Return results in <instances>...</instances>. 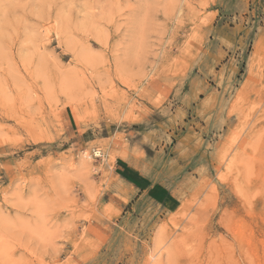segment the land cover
Returning <instances> with one entry per match:
<instances>
[{
	"label": "rangeland",
	"instance_id": "374dc122",
	"mask_svg": "<svg viewBox=\"0 0 264 264\" xmlns=\"http://www.w3.org/2000/svg\"><path fill=\"white\" fill-rule=\"evenodd\" d=\"M0 264H264V0H0Z\"/></svg>",
	"mask_w": 264,
	"mask_h": 264
},
{
	"label": "bare ground",
	"instance_id": "6f19581e",
	"mask_svg": "<svg viewBox=\"0 0 264 264\" xmlns=\"http://www.w3.org/2000/svg\"><path fill=\"white\" fill-rule=\"evenodd\" d=\"M100 152L99 151H94V154H99ZM88 153H83V157L85 158V157H88ZM90 157V156H89Z\"/></svg>",
	"mask_w": 264,
	"mask_h": 264
}]
</instances>
